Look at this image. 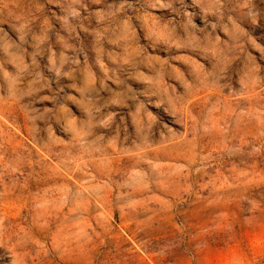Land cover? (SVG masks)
I'll use <instances>...</instances> for the list:
<instances>
[{
	"label": "rangeland",
	"instance_id": "1",
	"mask_svg": "<svg viewBox=\"0 0 264 264\" xmlns=\"http://www.w3.org/2000/svg\"><path fill=\"white\" fill-rule=\"evenodd\" d=\"M0 264H264V0H0Z\"/></svg>",
	"mask_w": 264,
	"mask_h": 264
},
{
	"label": "bare ground",
	"instance_id": "2",
	"mask_svg": "<svg viewBox=\"0 0 264 264\" xmlns=\"http://www.w3.org/2000/svg\"><path fill=\"white\" fill-rule=\"evenodd\" d=\"M225 1H226V0H225ZM229 1H230V0H229ZM227 2H228V1H227ZM212 7H213V6H212ZM169 20H170V19H169ZM174 26H175V25H174ZM183 28H184V27H183ZM177 29H178V28H177ZM185 29H186V28H185ZM185 29H184V30H185ZM172 31H173V30H172ZM183 32H184V31H183ZM194 32H195V31H194ZM194 32H193V33H194ZM176 33H177V32H176ZM188 33H189V32H188ZM176 35H177V34H176ZM184 35H185V34H184ZM171 36H172V35H171ZM185 36H186V35H185ZM191 37H192V36H191ZM194 37H195V36H194ZM208 37H209V36H208ZM185 38H186V37H185ZM158 39H159V37H158ZM158 39H157V40H158ZM170 39H171V37H170ZM194 39H195V38H194ZM154 40H155V39H154ZM196 40H197V39H196ZM207 40H208V39H207ZM166 41H168V40H166ZM169 41H170V40H169ZM189 41H190V40H189ZM190 44H191V43H190ZM188 45H189V43H188ZM187 49H188V48H187ZM202 51H204V50H202ZM205 51H206V50H205ZM16 120H17V119H16Z\"/></svg>",
	"mask_w": 264,
	"mask_h": 264
}]
</instances>
